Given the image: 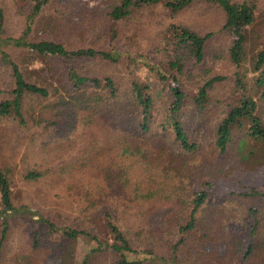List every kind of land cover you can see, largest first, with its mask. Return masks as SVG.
Returning a JSON list of instances; mask_svg holds the SVG:
<instances>
[{
  "label": "rangeland",
  "instance_id": "obj_1",
  "mask_svg": "<svg viewBox=\"0 0 264 264\" xmlns=\"http://www.w3.org/2000/svg\"><path fill=\"white\" fill-rule=\"evenodd\" d=\"M253 1L257 10L255 24L248 31V55L255 51L257 44H264V0ZM116 2L118 0H54L35 20L30 38L67 40L63 32L53 34V30L47 26L48 19L59 15L85 31L83 38L67 40L68 43L83 41L85 44V41L95 40L97 44L109 46L106 35L94 37L103 27L106 11ZM24 5V0H0L4 16L1 38L22 36L26 13L23 12ZM225 18L221 8L205 1H198L177 13H171L162 5L141 7L136 9L132 18L123 20L117 39L120 47L133 57L137 54L152 60L139 61L133 71L124 64H107L100 59L75 65L83 73L113 74L117 80H136L159 87L158 74L148 62H159L160 66H165L169 51L163 31L169 22H175L200 33L212 32L206 44V61L202 65L209 71L199 78L207 77L210 73L223 74L227 76L225 82L230 83L237 68L228 52L232 35L223 27ZM0 48L8 52L32 80L36 76L33 71L43 67L46 62L61 71L71 64L66 59H27V50L1 40ZM10 72V67L3 62L0 54V102L9 97L12 87ZM190 80H183L187 93L195 90ZM221 86H225L223 81L220 85L216 84L215 90L226 97V90ZM258 103V113L264 121V101L258 98ZM54 105L49 103L46 107V99L27 95L23 100V115L27 123L23 124L13 116L0 115V169L11 181L15 204L28 205L32 211L27 216L19 212L10 218L0 264H25L22 258L26 254L30 257L29 264H51L47 259L53 255V242L63 241V237L60 230H53L47 222L35 220V213L57 227L86 229L103 237L99 226L100 212L110 207L121 213L118 220L129 230L135 247L138 244L134 239L138 236V227V230L152 231L154 239L166 242L169 238L167 225L170 214L180 208L181 200L189 201L194 191L200 189V180L206 178L201 179L199 172L205 166L212 165L209 129L205 127L199 134L198 151L183 158L157 139L154 145L140 144L137 149L135 143L139 135L130 131L129 126L117 127L102 115L77 108L73 112H62V106ZM196 116V108L188 104L181 116L187 130L197 127ZM210 119L215 121L216 115L210 116ZM235 135L236 141L244 142L242 149L236 148L237 156L241 158L244 154H250L247 159H257L256 155L264 146L257 144L258 149H255L254 139L240 132ZM144 150L148 152H140ZM214 156L219 157L217 152ZM253 168L259 177L264 175V162L261 172ZM223 198L212 199L211 196L199 211L198 227L187 236L177 254L182 264H264V251L251 255L245 261L239 260L229 250L221 252L231 233H237L242 214L241 201L236 203ZM252 202L264 209V197ZM35 230L42 239L39 248L32 244ZM174 239L175 235L172 234L171 240ZM94 244L93 240L84 237L67 242L74 250L73 264H115L121 258V254L105 249L88 261ZM134 256L127 253L126 257Z\"/></svg>",
  "mask_w": 264,
  "mask_h": 264
},
{
  "label": "trees",
  "instance_id": "obj_2",
  "mask_svg": "<svg viewBox=\"0 0 264 264\" xmlns=\"http://www.w3.org/2000/svg\"><path fill=\"white\" fill-rule=\"evenodd\" d=\"M54 0H24L25 28L22 36L17 38H1L9 43L27 50L26 58L32 60L40 58L70 60L71 64L63 71L55 69L46 62L43 67L36 69V75L31 76L23 72L21 65L11 58L8 52L0 48L3 62L10 67L12 87L9 97L0 102V115L13 116L19 122L27 123L23 115V100L27 95H35L46 99L54 106H62L64 111H75V108L86 110L95 115H102L111 124L127 128L135 135V146L151 144L157 139L165 147L179 153L183 158L186 154L198 151L200 146L199 134L207 127L210 133L209 151L212 153V165H207L199 173L200 189L195 190L193 197L188 201L181 200L178 210L168 218L169 238L154 239L152 231L138 230L135 241H131L130 232L119 218L121 213L112 208L102 209L100 214L101 233L103 237L93 234L86 229L65 226L57 227L48 219L37 216V221H45L55 231L60 230L63 241L53 242L52 254L47 262L51 264H73V242L84 237L91 239L95 244L89 252L88 261L100 251L109 249L121 254L115 264H182L178 259V252L187 236L196 229L197 215L204 204L212 196L217 199L226 197L231 201L242 202V214L238 223L237 233L233 231L222 251L229 250L245 261L251 255L264 251V209L252 200L264 197V175L253 172L256 167L261 172L264 162V149L257 159L238 157L236 148H243V141H236V133L254 139L257 144L264 146V121L258 113V98L264 101V44H257L255 51L247 54L248 31L255 24L257 6L253 0H118L110 6L105 14V22L100 32L95 35H106L109 46L97 44L95 40L85 44L75 41L84 37L85 31L76 27L73 22L59 15L47 20V26L53 34L64 33L67 40L53 38H30L35 20L43 15L45 7ZM198 1L216 5L225 13L224 28L232 35V44L228 50L230 59L235 63L237 70L230 83H226L227 76L211 74L200 75L209 70L202 65L206 61V44L212 32L200 33L181 23L169 22L163 31L168 54L165 57V66L159 62H148L156 71L160 86L153 87L151 83L136 80H117L113 74L83 73L75 64L100 59L107 64H124L131 71L140 62L152 60L147 56L135 57L123 50L118 43L119 26L123 20L133 17L136 9L153 5H162L171 13L185 10ZM4 16L0 9V31L3 27ZM140 58V60H139ZM201 66V67H200ZM203 67V68H202ZM202 68L200 71L197 69ZM31 73V72H30ZM31 77V78H30ZM192 79L195 85L193 92L185 90L184 79ZM226 90V97L216 92L215 86ZM1 91V90H0ZM255 95L258 97L256 98ZM52 98V99H51ZM222 101V104H220ZM218 106H215L216 104ZM188 104L196 108L197 127L186 129L181 116ZM191 115L192 111L189 112ZM216 115L215 121L210 116ZM113 119V120H112ZM128 127V128H129ZM162 146V148H165ZM231 150V153H230ZM233 151V152H232ZM147 153L148 150L140 151ZM217 152L219 157H215ZM250 153V151H249ZM246 161V162H245ZM253 166H252V165ZM212 188V189H211ZM0 256L3 244L10 228V218L16 213L28 215L31 208L28 205H17L13 201L11 181L0 169ZM224 199V198H223ZM184 209L186 211H184ZM184 211V212H183ZM34 212V211H33ZM183 213V214H182ZM185 215V217H183ZM31 217V216H30ZM98 219V218H97ZM198 227V226H197ZM175 239L171 240V235ZM40 234L35 230L32 234V244L40 247ZM127 253H133V258H127ZM92 256V257H91ZM28 254L23 256L25 264H29ZM86 262V261H85Z\"/></svg>",
  "mask_w": 264,
  "mask_h": 264
}]
</instances>
